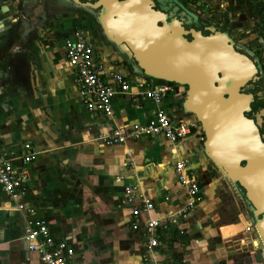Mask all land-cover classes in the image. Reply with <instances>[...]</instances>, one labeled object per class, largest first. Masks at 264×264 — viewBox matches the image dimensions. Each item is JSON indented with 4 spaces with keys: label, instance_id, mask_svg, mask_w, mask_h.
Returning <instances> with one entry per match:
<instances>
[{
    "label": "crops",
    "instance_id": "crops-1",
    "mask_svg": "<svg viewBox=\"0 0 264 264\" xmlns=\"http://www.w3.org/2000/svg\"><path fill=\"white\" fill-rule=\"evenodd\" d=\"M171 1L157 0V8L175 13ZM206 2L222 17L216 30L226 32L239 52L256 60L264 84L259 56L264 48L262 6L253 0ZM77 5L83 7L78 0H0V143L6 156L21 155L25 143L38 153L26 166L25 205L46 222L55 242L64 241L73 249V264H143L150 257L145 247L148 216L160 222L154 248L157 261L260 264L257 257L247 260L257 253L253 237H258L243 196L246 211L239 223L234 227L228 221L220 227L221 208L230 215L241 196L233 195L234 202L219 187L216 168L202 159L203 138L196 123L174 149L153 137L128 140L124 146L93 140L115 127L145 123L156 107L150 101L135 106L127 96L116 95L111 116L86 111L63 49V39L77 30L78 19H89V12L77 11ZM58 22L68 23L63 30L44 32L45 24ZM101 54L105 61L116 59ZM115 67L127 76H141L119 64ZM182 89L177 86L161 107L188 119L181 108ZM179 159L188 160L185 173L196 180L201 197L182 217L176 212L184 209L188 197L174 174ZM14 164L21 166L18 161ZM126 185L136 187L153 205L148 214H140L136 230L131 228V206L124 203ZM29 220L0 190V264H42L24 239Z\"/></svg>",
    "mask_w": 264,
    "mask_h": 264
},
{
    "label": "water",
    "instance_id": "water-1",
    "mask_svg": "<svg viewBox=\"0 0 264 264\" xmlns=\"http://www.w3.org/2000/svg\"><path fill=\"white\" fill-rule=\"evenodd\" d=\"M92 1L78 4L99 10L96 20L105 38L135 63L132 73L186 87L182 112L199 125L206 158L242 191L264 264V109L255 120L247 117L253 95L242 92L262 78L256 60L239 52L226 32L185 30L152 0Z\"/></svg>",
    "mask_w": 264,
    "mask_h": 264
},
{
    "label": "built area",
    "instance_id": "built-area-1",
    "mask_svg": "<svg viewBox=\"0 0 264 264\" xmlns=\"http://www.w3.org/2000/svg\"><path fill=\"white\" fill-rule=\"evenodd\" d=\"M259 3L264 11V0H253ZM63 49L68 66L74 72L73 81L78 96L87 112L111 116L113 98L116 95L127 96L135 106L150 101L156 109L145 123H133L129 127H115L105 134L93 138L104 146H124L128 140L141 137L161 138L172 149L185 140L195 126L194 121L168 112L162 106L163 100L177 90V85H171L150 77L127 76L116 69L118 62L109 59L110 66L103 55L95 52L92 42L82 30H75L69 37L63 39ZM260 60L264 67V48L260 52ZM38 153L29 143L22 146L19 156H6L0 143V190L6 196L17 212L30 217L24 234L27 248L39 256L42 264H73L74 251L64 241L55 242L51 237L46 222L37 218L35 210L26 206V181L28 171L26 166L36 159ZM129 155V154H127ZM18 161L21 166H16ZM187 159H179L174 163V174L179 184L186 191L188 200L184 209L177 216H185L188 210L200 202L199 187L195 179L187 177L185 170ZM136 201L138 202L136 204ZM124 203L131 206V228L136 230L140 223V214H148L153 205L151 201L138 192L136 187H124ZM160 225L159 219L147 217L145 223V247L150 257L143 264H173L155 259L154 248L158 244L156 232Z\"/></svg>",
    "mask_w": 264,
    "mask_h": 264
},
{
    "label": "flooded vegetation",
    "instance_id": "flooded-vegetation-1",
    "mask_svg": "<svg viewBox=\"0 0 264 264\" xmlns=\"http://www.w3.org/2000/svg\"><path fill=\"white\" fill-rule=\"evenodd\" d=\"M79 1L81 3H85V0H79ZM152 1L155 4L157 2V0H152ZM90 2H93V1L90 0ZM170 4H172V7H176L177 11L172 14L170 13V11L166 13L182 21V25L185 30L188 31L190 29H194L196 31H200L202 35H208L209 34L208 28L214 27L208 24L206 25L200 20H197V18L194 15L186 11V8L181 1L172 0ZM76 8H77V11L79 12L81 11L89 12L88 14L89 19L83 20L79 18L78 24L74 26V28L75 29L77 28L78 30H82L87 35V37L89 38V40L92 42L94 46L95 52H99V53L104 52L107 54V56H109V58L112 57L113 53L117 54L119 58H116V59L113 58V59L118 62L120 67L123 70H127L129 72L132 71L135 66V63L131 59L124 56L123 54L119 53L118 50L115 48V46L111 44L110 42H108L107 39L105 38L102 32V29L98 21L96 20V13L99 10L89 11V10H85L83 7L79 5H77ZM156 8H157V4H156ZM181 13H183V15H181ZM214 28L216 29V27ZM184 37L187 40H190L189 34L184 35ZM263 87H264V84H263L262 78L259 76V79L257 81L252 82V83L248 82L246 86L242 88L243 93H251L253 95V102L250 103V111L246 113V116L249 118H252L253 120L256 119V116L258 115L259 110L261 108L264 109V89ZM182 88L183 89L181 90V94H182L181 99L183 100L184 91L186 90V87H182ZM258 88L262 89L260 91V95H258ZM260 135L264 141V116L262 117V126L260 128Z\"/></svg>",
    "mask_w": 264,
    "mask_h": 264
},
{
    "label": "rangeland",
    "instance_id": "rangeland-1",
    "mask_svg": "<svg viewBox=\"0 0 264 264\" xmlns=\"http://www.w3.org/2000/svg\"><path fill=\"white\" fill-rule=\"evenodd\" d=\"M183 4L186 7H188L196 16H199L204 21L205 24H211V25L216 27V25H218L219 18L222 19V17L220 16L219 12L216 11V8L213 7L211 4H209L208 2H206V0H190V1L184 2ZM67 23H63V22H60V23L58 22L57 24H54V23L48 24L47 23V24H45L46 27L43 30H44V32H48V33L54 31L56 28L59 29V30H63L64 27H65L64 25L67 24ZM43 30H40V32H42ZM36 31L38 32V30H36ZM101 53L106 54L104 52H101ZM112 55H114L116 58H119L117 56V54H115V53H113ZM105 56H107V54ZM107 57H109V56H107ZM188 119L190 121H192L191 117H188ZM196 128L198 129L200 138H203V134L201 133L200 127H199V125L197 123H196ZM202 157H203L202 159L207 160L205 155L204 156L202 155ZM214 172L216 174V178L219 179L220 182H221V183H219L220 184L219 187H221L223 192L226 191L228 193V195H229L231 200L234 199V198H232L233 195L235 197L239 196V198L241 196V198L238 199L240 201L241 205H240V203L238 201L235 202V199H234L235 203H233V204H234L235 208L233 209V207H232L230 209L231 214L230 215L225 214L224 213L225 210H223V209H225L226 207H223V208H221V212H220V216H219L220 217L219 218V222L220 221L222 222V223H220V227H221V224H224V223H226L228 221H230L232 223V225L235 227V225H237L239 223V220L241 218L240 215H242L244 213L243 211H246L245 210L246 207L244 206V204L242 202V194H241L240 191L237 192V190L234 189L233 186L229 184V182L223 177L222 173L219 170L216 169ZM228 204H229V202H227L226 205H228ZM232 212L234 214L232 216L233 220H232V218L229 217V216L232 215ZM235 230L237 231L236 228H235ZM237 233H239V232H237ZM253 246H254V248H256V252L257 253L253 257H247V260L249 262L255 261L256 257L259 260V248H257L258 240L255 237H253ZM250 247H251L250 245H246L247 249L250 248ZM259 263L262 264L261 262H259Z\"/></svg>",
    "mask_w": 264,
    "mask_h": 264
},
{
    "label": "trees",
    "instance_id": "trees-1",
    "mask_svg": "<svg viewBox=\"0 0 264 264\" xmlns=\"http://www.w3.org/2000/svg\"><path fill=\"white\" fill-rule=\"evenodd\" d=\"M182 1H184V2H187V1H190V0H182ZM163 82V81H162ZM169 84H171V85H175V84H173V83H169ZM243 164V163H242Z\"/></svg>",
    "mask_w": 264,
    "mask_h": 264
}]
</instances>
